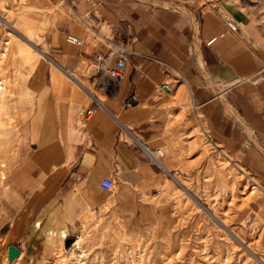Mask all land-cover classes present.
<instances>
[{"label":"crops","instance_id":"obj_1","mask_svg":"<svg viewBox=\"0 0 264 264\" xmlns=\"http://www.w3.org/2000/svg\"><path fill=\"white\" fill-rule=\"evenodd\" d=\"M30 2L51 10V19L24 139L0 192L2 222L9 235L21 232L27 264L37 262L48 240L106 208L129 234L157 247L175 243L171 204L151 198L195 146V121L205 139L264 185L258 23L211 0ZM114 42L130 49L123 79L93 96L74 77ZM28 109L24 104L17 114L26 117ZM157 150L160 163L152 157ZM105 179L113 188L102 187Z\"/></svg>","mask_w":264,"mask_h":264},{"label":"rangeland","instance_id":"obj_2","mask_svg":"<svg viewBox=\"0 0 264 264\" xmlns=\"http://www.w3.org/2000/svg\"><path fill=\"white\" fill-rule=\"evenodd\" d=\"M211 1L258 23L264 33V0ZM38 3L42 6L40 0ZM50 16L51 10L38 8L30 0H0V192L24 139L39 83L35 66L40 67L44 60L39 53L44 50ZM24 104L29 105L26 117L17 114ZM195 123L196 129L190 133L197 139L195 146L182 154L173 165L179 172L167 178L160 194L151 198L167 199L171 204L180 235L175 243L157 247L149 237L129 234L106 208L89 212L73 233L63 230L60 237L48 240L37 262L30 264H263L258 259L264 260V185L205 139ZM240 180L239 188L236 183ZM232 186L243 196L253 192L254 199L241 203ZM209 212L230 221L228 228L231 226L243 244L225 232ZM9 226L2 222L0 200V264H27L21 232L9 235ZM8 250L16 253L14 259L8 258Z\"/></svg>","mask_w":264,"mask_h":264},{"label":"built area","instance_id":"obj_3","mask_svg":"<svg viewBox=\"0 0 264 264\" xmlns=\"http://www.w3.org/2000/svg\"><path fill=\"white\" fill-rule=\"evenodd\" d=\"M228 26L232 30L237 28L232 22H229ZM68 40L74 45L81 44V40L73 35H69ZM129 50L128 46L121 43H111L106 52L97 54L94 60L81 66L78 75L74 77L75 80L81 83L93 96L96 92L110 93L123 79L126 66L125 57ZM91 112V110H87V114ZM156 154L161 157L162 151L157 150ZM102 187L106 190L113 188V181L105 179L102 182Z\"/></svg>","mask_w":264,"mask_h":264},{"label":"bare ground","instance_id":"obj_4","mask_svg":"<svg viewBox=\"0 0 264 264\" xmlns=\"http://www.w3.org/2000/svg\"><path fill=\"white\" fill-rule=\"evenodd\" d=\"M2 88H3V86H2V84H0V90H2ZM153 153V152H152ZM162 155H163V153H162ZM154 156V158L157 160V161H159V159H160V156H158L156 153H153L152 154V157ZM153 158V159H154ZM159 163H160V161H159ZM159 165H161V164H159ZM241 177H243V176H241ZM239 178V179H242V178ZM177 181H179L178 179H177ZM244 181V180H243ZM240 185L239 186V188L242 186V182H241V180L240 181H238V183H236V185ZM256 188V187H255ZM245 189V188H244ZM232 190H234V191H236L237 192V198L239 199V201L241 202V203H244V202H247V201H249V200H253L254 198H253V192L252 193H250V194H248L247 196H243L244 194H240L239 192L241 191V190H239L237 187L236 188H234V186H232ZM209 215L212 217V219H214V220H216V222L225 230V232H227L228 234H230L231 236H233L235 239H237V241L239 242V243H241V245L243 244L242 243V240L239 238V236L237 235V233L235 232V231H233L232 229H231V226H230V228H228V223L230 222H228V220H226L225 218H222V217H220V216H218L216 213H211V212H209ZM243 247L245 248V249H247V250H249V251H251V248H250V246H248V244H245V245H243ZM16 257V253L14 252V251H12V250H8V258H10V259H14ZM18 257V256H17ZM264 258V257H263ZM258 259V258H257ZM259 261H260V263H263L264 264V260H260V259H258Z\"/></svg>","mask_w":264,"mask_h":264},{"label":"water","instance_id":"obj_5","mask_svg":"<svg viewBox=\"0 0 264 264\" xmlns=\"http://www.w3.org/2000/svg\"><path fill=\"white\" fill-rule=\"evenodd\" d=\"M71 241H72V239H69L68 243L71 242Z\"/></svg>","mask_w":264,"mask_h":264}]
</instances>
